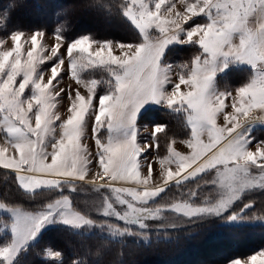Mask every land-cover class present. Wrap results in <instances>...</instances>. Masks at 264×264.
<instances>
[{"label":"snow or ice","instance_id":"1","mask_svg":"<svg viewBox=\"0 0 264 264\" xmlns=\"http://www.w3.org/2000/svg\"><path fill=\"white\" fill-rule=\"evenodd\" d=\"M96 6L106 7L100 0ZM120 8L138 30L134 42L89 35L66 39L59 28L52 47L42 43L41 29L0 38V167L15 175L30 199L58 194L34 211L0 203L10 217L3 224L10 239L0 246V264H17L52 225L99 227L114 239L149 243L153 231L167 235L208 218L264 220L243 215L255 203H243L246 194L264 190V140L253 132L264 128V0H126ZM8 21L0 15V30L7 31ZM176 46L195 49L190 62H170ZM233 64L247 65L250 78L222 90L218 77L226 78ZM99 68L107 72L103 80L82 76ZM62 72L78 87L68 92L59 87ZM62 93L69 100L64 118L57 108ZM152 103L182 115L190 129L185 152L170 139L167 155L150 158L168 130L165 123L150 132L138 124ZM142 133L152 142L142 143ZM154 161L159 182L153 181ZM82 182L105 190L96 211L109 219L97 224L73 207L65 190L75 192ZM206 186L210 192L201 198ZM172 188L179 197L160 203ZM237 202L243 203L238 212ZM43 254L63 256L50 247ZM70 264L83 262L74 258ZM228 264H264V249Z\"/></svg>","mask_w":264,"mask_h":264},{"label":"trees","instance_id":"2","mask_svg":"<svg viewBox=\"0 0 264 264\" xmlns=\"http://www.w3.org/2000/svg\"><path fill=\"white\" fill-rule=\"evenodd\" d=\"M106 7H98L97 0H0V15L9 17L7 31L0 30V36H8L15 30L31 32L37 29L56 35L59 28L66 39L89 35L96 40L134 42L138 30L123 16L120 5L125 0H100ZM203 22V19L201 20ZM195 54L191 46H176L169 56L175 64L190 62ZM226 78L218 77L219 87L225 85L236 89L247 83L251 69L247 66H232ZM86 79L107 77L102 69H91L82 73ZM142 125L165 123L166 133L160 134V148L155 151L159 157L166 155L170 139L186 140L190 129L180 114L163 106H151L141 113ZM257 140H264V128L256 127ZM211 177H206L210 179ZM79 186L77 190H79ZM206 186L201 191H210ZM75 207V200L85 197L80 193L65 190ZM57 193L44 192L30 199L15 183V175L0 168V201L9 205H19L25 210H36L44 202L53 199ZM165 195V194H162ZM179 197V191L172 188L160 203L170 202ZM255 202L243 215L255 217L264 215V190H254L246 194L243 203ZM243 203L237 202L233 211H239ZM92 218V217H91ZM9 219L0 215V246L10 239V232L3 228ZM258 219H245L235 223H224L216 218L197 221L189 226L168 230L167 235L154 231L150 242L140 237H126L123 240L111 238L97 229H73L63 225H52L43 233L38 244L21 253L17 264H70L79 258L83 264H225L232 259L246 257L264 249V223ZM50 247L62 252V259L46 257L44 249Z\"/></svg>","mask_w":264,"mask_h":264},{"label":"rangeland","instance_id":"3","mask_svg":"<svg viewBox=\"0 0 264 264\" xmlns=\"http://www.w3.org/2000/svg\"><path fill=\"white\" fill-rule=\"evenodd\" d=\"M177 7L181 8V6L179 4H177ZM181 10H182V8H181ZM32 32L33 31L25 32L26 36L30 35ZM3 37H7V36H0V38H3ZM55 42H56V35L52 34V33L45 32V36H44V39L42 40V43L46 44L48 47H52V46H54ZM10 45H11V41L9 40V46ZM27 47H28V45H25V48H27ZM93 47H95V46H93ZM64 51H65V49L62 48L61 52H64ZM48 64L50 65L51 62H48ZM232 66H247V65H244V64H233ZM44 71H45V79H47L48 78V72L50 71V67L44 68ZM58 79L60 81L58 86L59 87H63L65 89V92L72 91V90H74L75 88L78 87V84H77L75 78L71 77L70 74L62 72L61 73V77H59ZM54 83H55V81H54ZM183 88H184V86H182V89ZM82 91H83V89H82ZM61 95L63 96V99L57 105V108H58L59 112L61 113L62 118H64V117H66V114H67V108H68V105H69V100H68V97L66 95H64L63 93ZM151 106H160V105L152 103V104L146 105L145 109H147L148 107H151ZM143 111L144 110H142V112ZM138 124L143 129L144 125H142L139 121H138ZM152 126L153 125L147 124V129H148L149 132L151 131ZM257 127H259V126H257ZM145 139H147L148 142H152L150 137H148L145 133H142V135L140 137L141 142L143 143ZM184 141L185 140L176 141V144L174 145V147L176 148L177 151H181V152H185L186 151L187 145H186V143H184ZM3 143H4V141L2 139H0V144H3ZM87 143L89 144L90 147L94 146V141H92V140H88ZM250 147H251V149L253 151L256 150L255 143H253V145H251ZM188 151H190V150H188ZM166 155H167V153H166ZM152 156H155L157 158V161H158L159 156H157L155 154V151L151 152L150 158ZM159 167H160V165L158 164V162L154 161L153 162V174H152L154 182H159L157 180V169H159ZM0 168H2V167H0ZM173 170H175V166H173ZM146 172H147L146 167H143L142 168V173L146 174ZM91 178H92V173H90L89 176L86 179H91ZM78 186H79L80 189L76 190V193H80L81 192V194L83 196H85V197L81 200V202L78 201V199H76L75 200L76 205H75L74 208L76 210L80 211L82 214L88 216L89 218L92 217L91 219L96 221L97 224L103 222L105 219H109V218H105L100 212L96 211V209H98L102 205L103 194H104L105 190L101 189L99 191H96L90 185H88L87 183H84V182H82ZM209 192L210 191H207V192L203 191L202 192V198L205 195H208ZM70 198H71V196H70ZM72 201H74V200L72 199ZM0 203H3V202L0 201ZM28 211H34V210H28ZM0 215H5V216L9 217V214L7 212H5L4 210H2V209H0ZM257 221H260V222L264 223V220H259L258 219ZM109 222H111V223H120L116 218H110ZM169 222H175V221L172 218H170ZM231 223H235V222H231ZM189 225H191V224H187L185 226H189ZM87 229H89V228L87 227ZM92 229H97V230H99L100 233H102L104 235L105 234L108 235L105 230H101L99 227H93L90 230H92ZM170 230H173V229H169V231ZM253 254H255V253H253ZM253 254H251V255H253ZM251 255H249V256H251ZM249 256L240 257V259L246 260ZM225 264H228V263H225Z\"/></svg>","mask_w":264,"mask_h":264}]
</instances>
